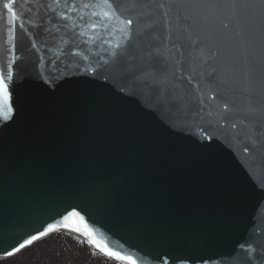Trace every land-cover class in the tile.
<instances>
[{
	"label": "water",
	"instance_id": "water-1",
	"mask_svg": "<svg viewBox=\"0 0 264 264\" xmlns=\"http://www.w3.org/2000/svg\"><path fill=\"white\" fill-rule=\"evenodd\" d=\"M84 3L0 16V259L49 225L32 244H90L76 211L137 264H264V0H119L128 39Z\"/></svg>",
	"mask_w": 264,
	"mask_h": 264
},
{
	"label": "snow or ice",
	"instance_id": "snow-or-ice-1",
	"mask_svg": "<svg viewBox=\"0 0 264 264\" xmlns=\"http://www.w3.org/2000/svg\"><path fill=\"white\" fill-rule=\"evenodd\" d=\"M25 2H28V0H25ZM54 2L57 5L60 4V0H54ZM65 7H67V0H65ZM82 7L85 9L87 8L102 9L99 12L93 10L90 13V16L98 17V19L90 20L85 25L93 33H95L97 29H102L106 32L109 29H111L112 31H118L123 33L126 39L130 38L128 29L132 27L134 22L131 19H123L121 15L118 14V10L120 8L119 0H102V4L84 3ZM0 16H3V18L5 19L10 18L11 24L14 25L17 22V20L20 19V15L16 11V0H0ZM59 18L64 21H68L71 19L70 16L64 13H61ZM80 20L83 21L84 16H81ZM117 25H122V27H117ZM79 35L83 36L85 35V32L82 31L79 33ZM90 38L94 39L95 37L93 36ZM12 39L14 40V36L12 37ZM14 47L15 45L13 44V49ZM114 47L116 49H119L121 45L118 43ZM73 55H78V53H73ZM111 55L113 56L114 59L118 57L117 52H113L111 53ZM15 63H16V59H15V53L13 51V59L11 63L8 65L7 74L5 75L4 71L0 70V115H2L4 120H8L12 112V106L10 103L11 94L9 91V82L13 79V74H14L13 65ZM69 218H77L80 224L83 225V228L73 227L71 230L77 233H81L82 235L87 237L89 239L90 244L94 246L96 249H98L100 252L104 253L107 257L115 259L116 261L124 262V264H137L136 260L132 256H127L120 252L114 251L106 243L99 240L96 237L95 233L90 228H88L86 223H84V218L80 216L78 212L76 211L70 212L68 214V217H65V219L67 220ZM56 227H57L56 225H49L47 230H40L38 235L30 236L25 241V243L20 244L19 248H15V251L19 252L26 245H31L33 241L40 239L41 237L47 235L49 232H52L53 230H55ZM65 227H67V225H65ZM7 254L9 256L13 255L12 252H8Z\"/></svg>",
	"mask_w": 264,
	"mask_h": 264
},
{
	"label": "trees",
	"instance_id": "trees-1",
	"mask_svg": "<svg viewBox=\"0 0 264 264\" xmlns=\"http://www.w3.org/2000/svg\"><path fill=\"white\" fill-rule=\"evenodd\" d=\"M37 243L38 245H36ZM23 252L27 255L26 259H20L18 254L17 256L4 260L9 261L11 264H19L29 259V261L33 262H51L54 264L62 261L68 264H82V262L84 264H92V262L97 261L96 259L102 257L87 242L67 233L53 234L36 242Z\"/></svg>",
	"mask_w": 264,
	"mask_h": 264
},
{
	"label": "bare ground",
	"instance_id": "bare-ground-1",
	"mask_svg": "<svg viewBox=\"0 0 264 264\" xmlns=\"http://www.w3.org/2000/svg\"><path fill=\"white\" fill-rule=\"evenodd\" d=\"M61 233H65V232H61ZM55 234H57V233H55ZM67 234H70V233H67ZM53 235V234H52ZM70 235H72V234H70ZM51 236V235H50ZM73 236H75V235H73ZM49 237V236H48ZM75 237H78V236H75ZM45 238H47V237H45ZM45 238H43V239H45ZM78 238H80V237H78ZM43 239H41V240H43ZM80 239H82V238H80ZM41 240H39V241H41ZM83 240V239H82ZM85 241V240H84ZM38 242V241H37ZM86 242V241H85ZM89 244V243H88ZM90 245V244H89ZM91 246V245H90ZM30 246H28V247H26V248H24V249H22V250H20L19 252H17L16 254H14L13 256H11V257H7V258H2V259H0V260H4V259H9V258H12V257H14V256H17L18 254H19V258L20 259H23V258H21V257H23V255H26V254H24L25 252H23L24 250H26L27 248H29ZM92 247V246H91ZM93 248V247H92ZM94 249V248H93ZM101 254V260L103 259V261H104V263L105 262H110L111 264H124L123 262H120V261H116L115 259H112V258H109V257H107L106 255H104V254H102V253H100ZM19 258H18V260H19ZM100 259V258H99ZM5 261V263H8L9 261H6V260H4ZM97 262V261H96ZM10 263V262H9ZM33 264H54V263H51V262H46V263H42V262H33Z\"/></svg>",
	"mask_w": 264,
	"mask_h": 264
},
{
	"label": "flooded vegetation",
	"instance_id": "flooded-vegetation-1",
	"mask_svg": "<svg viewBox=\"0 0 264 264\" xmlns=\"http://www.w3.org/2000/svg\"><path fill=\"white\" fill-rule=\"evenodd\" d=\"M21 258H23V259H26L27 258V255H25L24 257H21ZM97 260V263L98 264H111L109 261L108 262H105V263H102L103 261L101 260V258L99 259H96ZM24 262V261H23ZM5 262H3V264H4ZM97 264L96 263V261H94V262H92V264ZM5 264H11V263H5ZM19 264H21V263H19ZM58 264H68L67 262H65V261H62V262H60V263H58Z\"/></svg>",
	"mask_w": 264,
	"mask_h": 264
},
{
	"label": "rangeland",
	"instance_id": "rangeland-1",
	"mask_svg": "<svg viewBox=\"0 0 264 264\" xmlns=\"http://www.w3.org/2000/svg\"><path fill=\"white\" fill-rule=\"evenodd\" d=\"M36 245H38V243L36 244ZM25 255H23V257H24ZM30 260V259H29ZM27 261V260H25L24 262H21V264H33V261ZM3 262H5V261H3V260H0V264H3ZM36 263L37 262H39V261H35ZM97 263V262H96ZM5 264V263H4ZM82 264H84L83 262H82ZM95 264V263H94ZM98 264V263H97Z\"/></svg>",
	"mask_w": 264,
	"mask_h": 264
}]
</instances>
